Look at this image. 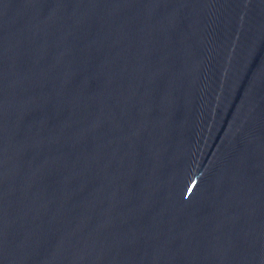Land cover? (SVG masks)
Returning a JSON list of instances; mask_svg holds the SVG:
<instances>
[{"label":"water","instance_id":"obj_1","mask_svg":"<svg viewBox=\"0 0 264 264\" xmlns=\"http://www.w3.org/2000/svg\"><path fill=\"white\" fill-rule=\"evenodd\" d=\"M0 264H264V0H0Z\"/></svg>","mask_w":264,"mask_h":264}]
</instances>
